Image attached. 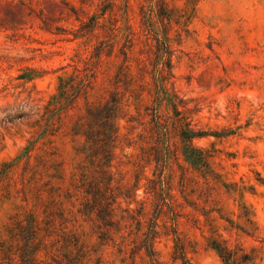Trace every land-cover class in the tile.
Instances as JSON below:
<instances>
[{
	"label": "rangeland",
	"instance_id": "obj_1",
	"mask_svg": "<svg viewBox=\"0 0 264 264\" xmlns=\"http://www.w3.org/2000/svg\"><path fill=\"white\" fill-rule=\"evenodd\" d=\"M145 4L0 0V264H19L24 253L37 255L39 264H225L213 249L220 245L237 264H264V0H202L181 40L174 13L168 88L179 108L159 110L170 121L171 165H151L156 139L139 137L127 122L152 106L155 91L157 47L142 25ZM92 19L97 28L79 37ZM157 30L165 34L161 25ZM112 35L119 46L98 58L97 48ZM128 37L135 44L131 89L143 76L150 85L128 93L117 158L105 165L92 108L116 92ZM83 84L76 107L54 126L37 122L64 87L72 94ZM186 123L200 135L190 143L205 153L206 165L185 159ZM122 181L130 183L123 194ZM128 207L133 216L143 214L127 232L134 252L120 251L101 220L128 217ZM153 222L159 236L149 257L141 239Z\"/></svg>",
	"mask_w": 264,
	"mask_h": 264
},
{
	"label": "trees",
	"instance_id": "obj_2",
	"mask_svg": "<svg viewBox=\"0 0 264 264\" xmlns=\"http://www.w3.org/2000/svg\"><path fill=\"white\" fill-rule=\"evenodd\" d=\"M145 5H142V25L144 27V31L147 36L153 35L154 40L156 41L157 52L155 53L157 58V64L154 69L152 83L154 84V94H153V102L152 106H146L144 112L141 113L139 109H137V116L134 117L130 115V119L127 121L129 125V129L131 132H135L140 129L139 137H143L148 134L153 139H156L155 145L150 148L149 154V163L152 165H171L170 158L168 156V152L170 151V121L168 118H165L160 113V108L163 107L164 104L172 105L176 109L179 107L175 103L177 97L169 91L168 84L170 83V79L172 78L173 64H172V42L170 38V32L173 29L172 22L175 17L174 13H178L177 21L182 24L183 28L181 31L176 30L175 36L179 37L181 40L182 33L188 36L189 29V14L196 10L198 4L202 0H144ZM184 1L183 7H178V2ZM127 8L129 6L130 0H126ZM97 19H92L91 23L85 22L82 25L81 30L79 31V37L90 36L98 25ZM158 25H161L165 30V34L160 36L159 31L157 30ZM130 30V28H128ZM133 36V33H130L129 36ZM149 40V37L147 38ZM131 42V46L126 47V45L121 46L120 54L123 56V62L121 67L119 68V72L116 75L115 86L116 92L113 94L111 101L103 105L96 106L92 108V118L94 120V133L97 138V141L101 145V149L104 151L103 160L105 165H112L117 158L116 150L119 146V139L121 137L119 121L123 120L128 113H126V106L128 100V93L135 92L137 88H147L150 84L145 81V77L141 78V81L137 83L138 85L131 89L133 84H136V81H132L129 77L133 76V60H134V38L128 37L127 42ZM119 46V41L117 40L116 35H112L110 39L106 42H103L97 48V56L100 58L102 54L109 49H111V54L115 51V48ZM148 53H152V45L149 42L146 43ZM110 54V56H111ZM137 66H140L139 62H137ZM145 67H143V70ZM79 87V86H78ZM67 88V87H66ZM85 84L81 85L78 88L76 93L68 94L70 90H66L65 87L61 90L60 96L54 98L55 106L51 107L52 104L47 105L44 109V113L41 114V110L38 114L37 122H41L43 120L46 121V125L48 127L54 126V121L57 118H61L62 113L70 111L76 107L77 100L80 96L84 94ZM142 95L140 94L138 98L142 99ZM151 95V92L149 93ZM180 104H183L182 100L179 101ZM183 106L184 105H179ZM178 107V108H177ZM180 114V111L177 110ZM125 113V114H124ZM89 114L90 109H89ZM183 129L184 140L186 141V146L190 149L191 153L185 155V159L191 165H206L207 157L205 153L201 150L191 148V141L200 135H197L196 132L191 128L189 123L185 125H181ZM162 145L160 146L159 145ZM33 148L28 151V159L29 162L32 158ZM165 151V152H164ZM194 152V154H193ZM142 157L141 155H138ZM143 160V159H142ZM3 171V170H2ZM130 183L119 182L117 185V189L121 194L123 192L129 191ZM113 187V186H112ZM172 200V199H171ZM129 206V204H128ZM171 206H174V201L171 202ZM128 213V217H121L118 220L110 219L109 215L102 218V222L111 232H115L117 240H115L116 245L119 246V250L123 251L126 247H130V250L134 252V249L137 247H132L127 244V240L130 239V235L127 238V232L131 231L130 228L135 223L142 224L143 214L133 216L129 214L132 210L128 207L125 211ZM159 225L157 222H153L150 224L147 232L143 233V238L141 239L142 248L145 250L149 257H154V245L159 236ZM118 242V243H117ZM180 244L179 238H177L176 246ZM178 249V248H177ZM213 249L218 253L219 257L223 260L225 264H237V261L233 255V253L227 248L223 246L213 247ZM180 252L181 258L185 256V250L183 247L178 249ZM20 263L19 264H39L38 256L32 255L28 257L27 255H20ZM155 262L156 260L153 259ZM159 264V263H158Z\"/></svg>",
	"mask_w": 264,
	"mask_h": 264
}]
</instances>
